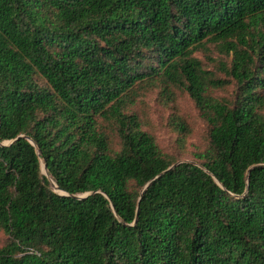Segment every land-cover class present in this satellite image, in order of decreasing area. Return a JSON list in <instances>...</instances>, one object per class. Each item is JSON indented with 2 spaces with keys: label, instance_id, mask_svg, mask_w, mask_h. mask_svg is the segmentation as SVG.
Segmentation results:
<instances>
[{
  "label": "trees",
  "instance_id": "16d2710c",
  "mask_svg": "<svg viewBox=\"0 0 264 264\" xmlns=\"http://www.w3.org/2000/svg\"><path fill=\"white\" fill-rule=\"evenodd\" d=\"M142 89L192 100L193 162ZM0 233V264H264V0H0Z\"/></svg>",
  "mask_w": 264,
  "mask_h": 264
},
{
  "label": "rangeland",
  "instance_id": "374dc122",
  "mask_svg": "<svg viewBox=\"0 0 264 264\" xmlns=\"http://www.w3.org/2000/svg\"><path fill=\"white\" fill-rule=\"evenodd\" d=\"M196 57L201 59L205 66L214 71L215 76L226 79L220 67V62L228 61V57L211 45L206 51H199ZM219 67V68H218ZM233 87L216 91V95H230ZM173 102L168 104L159 89L139 91L135 110L140 114L144 127L155 136L157 142L165 153L174 155L179 162H193L192 153L201 149L207 142V128L194 107L187 93L181 89H173ZM174 117L182 119L191 129V134L186 140V152L180 153L181 147L177 141L178 136L172 129ZM43 166V163H42ZM42 175L45 176L41 168ZM6 238L0 233V247Z\"/></svg>",
  "mask_w": 264,
  "mask_h": 264
},
{
  "label": "water",
  "instance_id": "95a60500",
  "mask_svg": "<svg viewBox=\"0 0 264 264\" xmlns=\"http://www.w3.org/2000/svg\"><path fill=\"white\" fill-rule=\"evenodd\" d=\"M44 167H45V170H46V172H47L46 165H44ZM169 170H170V169H169ZM163 174H164V173H163ZM45 176H46V177H48V178L50 179V177H49L48 173H47V174H45ZM50 180H51V179H50ZM51 182H52V185H53L54 187H57V186H56V184L54 183V181H52V180H51ZM58 191H60V190H58Z\"/></svg>",
  "mask_w": 264,
  "mask_h": 264
},
{
  "label": "bare ground",
  "instance_id": "6f19581e",
  "mask_svg": "<svg viewBox=\"0 0 264 264\" xmlns=\"http://www.w3.org/2000/svg\"><path fill=\"white\" fill-rule=\"evenodd\" d=\"M42 167H43V168H42V170L44 169V171H45V172H44V171H43V172L46 174V170H45V167H44V165H43Z\"/></svg>",
  "mask_w": 264,
  "mask_h": 264
}]
</instances>
